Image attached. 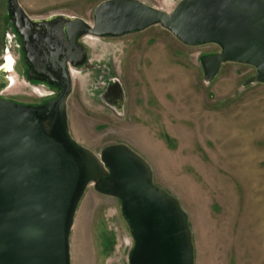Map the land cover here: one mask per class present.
<instances>
[{"label":"rangeland","instance_id":"374dc122","mask_svg":"<svg viewBox=\"0 0 264 264\" xmlns=\"http://www.w3.org/2000/svg\"><path fill=\"white\" fill-rule=\"evenodd\" d=\"M101 1L18 3L32 19L66 16L92 23ZM139 1L171 12L179 0ZM6 8L7 0H0V61L2 54L17 57L10 44L4 52ZM80 41L86 58L71 68L70 135L97 155L106 146L126 144L149 163L153 184L174 196L187 215L193 264H264V84L244 85L254 69L225 63L207 83L200 58L219 48L184 45L158 25ZM3 67V96L28 102L53 95L27 80L17 62ZM69 243L71 264H128L133 238L120 201L89 185Z\"/></svg>","mask_w":264,"mask_h":264},{"label":"water","instance_id":"95a60500","mask_svg":"<svg viewBox=\"0 0 264 264\" xmlns=\"http://www.w3.org/2000/svg\"><path fill=\"white\" fill-rule=\"evenodd\" d=\"M8 15L24 59L58 88L40 104L0 97V264H71L69 237L89 185L120 201L133 238L128 264H193L191 231L178 200L152 182V169L126 144L97 155L69 132L66 101L82 36L120 37L160 26L187 46L213 44L200 58L205 82L225 63L254 69L244 85L264 84V0H179L171 12L139 0H103L92 23L33 20L18 0Z\"/></svg>","mask_w":264,"mask_h":264},{"label":"flooded vegetation","instance_id":"af4514ba","mask_svg":"<svg viewBox=\"0 0 264 264\" xmlns=\"http://www.w3.org/2000/svg\"><path fill=\"white\" fill-rule=\"evenodd\" d=\"M5 16H7V18H6L7 22L4 25L5 26L4 35L6 36L5 44H4L5 45L4 52L5 53L9 52V47H8L9 44L12 48H15V50L17 52V57H15L14 59L11 58L12 57L11 55H8L11 59V66L13 65L14 62H17V64L19 65L21 73L24 74V76L27 80L33 81V83H39V84L46 86L48 89H50L52 91V94H53L49 98L56 97L57 92H58V88L56 86L50 84L47 78L40 75L37 72L38 70H35L34 67L29 63V61L24 59V52L22 49V41H21L20 36L16 33V31L14 29L11 16L8 15V4H7L6 11H5ZM51 17L52 16L46 17L43 19H33V20H44V19H48ZM30 19H32V18H30ZM82 37H78L75 42H76V44H80L81 46L84 47L83 42L80 41ZM8 40L10 43L8 42ZM4 58H5V56L2 54L1 61H0V68L3 67L2 65H4L5 61H6V63L10 62L9 58H7V59H4ZM84 62H85V59L83 60L82 64H80L78 66H74L73 68L81 67L84 64ZM6 67H8V65L5 64L3 68L5 69ZM67 68L71 73L72 65L67 64ZM3 73H6V71L1 70V72H0V89L3 88L5 85L4 75H2ZM0 97L3 99L12 100V101L20 102V103H27V104H40V103L44 102V101H28V102H25V101L18 100V99L13 98V97H5V96H3L1 91H0Z\"/></svg>","mask_w":264,"mask_h":264},{"label":"bare ground","instance_id":"6f19581e","mask_svg":"<svg viewBox=\"0 0 264 264\" xmlns=\"http://www.w3.org/2000/svg\"><path fill=\"white\" fill-rule=\"evenodd\" d=\"M5 64L8 65V68L10 67V62H9V63H6V62H5ZM120 234H121V233H120ZM120 240H121V239H120Z\"/></svg>","mask_w":264,"mask_h":264}]
</instances>
